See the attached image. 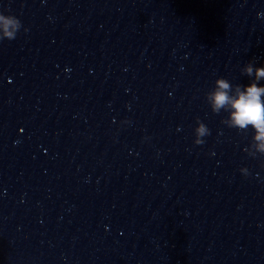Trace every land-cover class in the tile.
I'll return each instance as SVG.
<instances>
[{
  "label": "clouds",
  "instance_id": "9594fccd",
  "mask_svg": "<svg viewBox=\"0 0 264 264\" xmlns=\"http://www.w3.org/2000/svg\"><path fill=\"white\" fill-rule=\"evenodd\" d=\"M257 16L264 17V13H258ZM21 28L22 23L16 16L0 13V41L16 39ZM24 31L27 32L28 29L24 28ZM242 72L252 78L247 85H233L226 78H217L213 89L206 93V100L213 113L219 114L222 110L228 113L221 121L228 128L241 132H247L249 128L253 130L251 142L244 150L255 158L257 154L264 156V86L259 84L264 80V66L255 67L248 63ZM210 134L207 125L197 120L194 144H204L203 137ZM239 171L244 176L250 174L247 168Z\"/></svg>",
  "mask_w": 264,
  "mask_h": 264
}]
</instances>
